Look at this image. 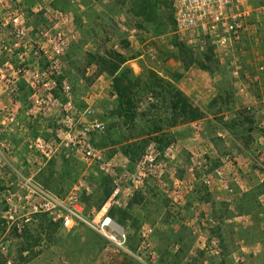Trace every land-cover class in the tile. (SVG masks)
<instances>
[{"label": "rangeland", "instance_id": "rangeland-1", "mask_svg": "<svg viewBox=\"0 0 264 264\" xmlns=\"http://www.w3.org/2000/svg\"><path fill=\"white\" fill-rule=\"evenodd\" d=\"M150 2L0 0V94L31 88L36 70L54 71L56 81L50 108L0 106V264H264V15H252L223 55L181 40L173 0ZM13 14L27 26L23 39L6 24ZM58 32L66 45L56 71L49 56ZM181 46L194 60L189 67ZM110 49L126 56L132 109L126 99L121 107L113 77L90 56ZM180 80L202 118L174 110ZM10 113L19 125L7 128ZM67 117L105 123L93 139L108 171L82 155L46 161L30 148L37 136L56 137ZM146 155L153 171L133 182ZM20 174L62 197L78 185L86 216L100 223L111 211L124 226L125 248L87 224L68 229L48 215L23 235L6 234L4 184L17 188Z\"/></svg>", "mask_w": 264, "mask_h": 264}, {"label": "built area", "instance_id": "built-area-1", "mask_svg": "<svg viewBox=\"0 0 264 264\" xmlns=\"http://www.w3.org/2000/svg\"><path fill=\"white\" fill-rule=\"evenodd\" d=\"M177 32L189 47L196 49L206 45L213 46L218 54L229 55L233 45L241 35L249 29L252 15H264V0L262 5L254 7L251 0H173ZM21 15L13 14L6 24H13L18 39H23L28 33L27 26L23 23ZM66 41L61 32H58L51 41V68L60 69V57L65 51ZM41 50L48 52L43 43ZM264 70V65L260 66ZM1 72V70H0ZM54 71L50 69L36 70L30 81L34 91L31 98L32 109L50 108L53 104L56 81L53 79ZM19 74V72L17 71ZM11 95L18 94V87L12 86ZM63 90L66 95H71V85L65 83ZM4 125L18 126L17 116L10 113ZM61 129L55 132L56 137L45 139L37 136L30 142V148L38 152L41 157L49 161L58 153L82 155L92 165L100 163L102 169L109 170L103 155L95 147L93 135L105 130V123L94 120L92 123H72L70 118L61 119ZM63 126V127H62ZM66 127V129L64 128ZM64 128V129H63ZM153 155H146L140 162L133 175V182L143 183L153 171ZM15 188L14 183L7 181L4 184L3 198L5 208L3 220L7 225L6 234L13 232L23 235L37 221L38 216L48 215L55 222H60L65 228L73 229L80 224H87L118 247L125 248L127 233L109 214L105 215L100 223L91 220L85 215L84 203L81 200L80 187L77 185L65 197H62L38 182L34 177L20 174ZM120 188L115 191L118 194ZM110 220V221H109ZM121 228L118 230L114 224Z\"/></svg>", "mask_w": 264, "mask_h": 264}, {"label": "trees", "instance_id": "trees-1", "mask_svg": "<svg viewBox=\"0 0 264 264\" xmlns=\"http://www.w3.org/2000/svg\"><path fill=\"white\" fill-rule=\"evenodd\" d=\"M148 3H151L150 0H137L139 6H149ZM143 14V12H140ZM181 59L186 64V67H189L194 63L193 58L189 55V52L185 50L184 46H181ZM93 59V62H96L100 67L102 73H107L113 77V89L114 92L122 100V106H124V100L126 99V106L129 109H132V97L131 89L133 85L132 79H130L128 73L130 69H124V64L127 59L123 52L117 49H110L106 51L103 55H90ZM175 107L174 110L180 112L182 116H186L187 119L196 120L201 118L204 114L199 107L194 106L187 95H185L181 90L177 89L175 91ZM111 216V211L110 214ZM112 217V216H111ZM113 218V217H112Z\"/></svg>", "mask_w": 264, "mask_h": 264}, {"label": "crops", "instance_id": "crops-1", "mask_svg": "<svg viewBox=\"0 0 264 264\" xmlns=\"http://www.w3.org/2000/svg\"><path fill=\"white\" fill-rule=\"evenodd\" d=\"M262 58V57H261ZM264 58V56H263ZM125 65V64H124ZM105 74L101 75V78L104 76ZM178 86L180 88V90L188 96L186 89L182 86V80H180V82L178 83ZM34 91L27 87H22L18 93L17 96H12L10 94V96L7 95H3L0 94V106H2L3 104L5 105V107H7L8 109L11 110H24L28 107H30L31 101L30 99L33 96ZM116 94V93H115ZM189 97V96H188ZM201 111L203 112V110L201 109ZM204 113V112H203ZM203 117V116H202ZM201 117V118H202ZM200 119V118H198ZM196 119V120H198ZM52 130V129H50ZM47 164V163H46ZM46 166L44 165L42 168H40L38 171H42V169H44ZM105 208V207H104ZM119 224V223H118ZM120 225V224H119ZM122 226V225H121ZM124 228V226H122Z\"/></svg>", "mask_w": 264, "mask_h": 264}, {"label": "bare ground", "instance_id": "bare-ground-1", "mask_svg": "<svg viewBox=\"0 0 264 264\" xmlns=\"http://www.w3.org/2000/svg\"><path fill=\"white\" fill-rule=\"evenodd\" d=\"M110 221V220H109ZM111 224H114V223H112V222H110ZM114 226L118 229V230H120L121 231V228L118 226V225H116V224H114Z\"/></svg>", "mask_w": 264, "mask_h": 264}]
</instances>
